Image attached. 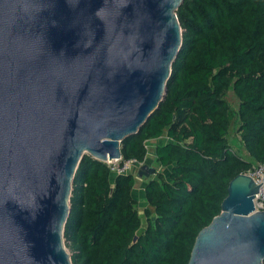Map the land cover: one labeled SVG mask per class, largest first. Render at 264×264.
<instances>
[{"label": "water", "instance_id": "water-1", "mask_svg": "<svg viewBox=\"0 0 264 264\" xmlns=\"http://www.w3.org/2000/svg\"><path fill=\"white\" fill-rule=\"evenodd\" d=\"M183 1L0 0V264H72L75 171L85 155L119 159L164 101ZM257 192L244 173L228 183L187 264H264Z\"/></svg>", "mask_w": 264, "mask_h": 264}, {"label": "trees", "instance_id": "trees-1", "mask_svg": "<svg viewBox=\"0 0 264 264\" xmlns=\"http://www.w3.org/2000/svg\"><path fill=\"white\" fill-rule=\"evenodd\" d=\"M176 16L182 44L165 99L120 144L124 158L142 162L148 140L167 139L154 157L168 177L159 172L144 187L154 217L147 213L142 230L128 198L135 178L112 182L102 162L83 156L63 232L72 264H187L197 234L221 212L228 183L264 164V0H184ZM230 88L249 159L228 142Z\"/></svg>", "mask_w": 264, "mask_h": 264}, {"label": "rangeland", "instance_id": "rangeland-1", "mask_svg": "<svg viewBox=\"0 0 264 264\" xmlns=\"http://www.w3.org/2000/svg\"><path fill=\"white\" fill-rule=\"evenodd\" d=\"M182 31V29H181ZM183 33V31H182ZM225 101L227 103L228 106V113H229V119H230V128H229V133H228V142L231 145L232 149L234 150L235 153H237L238 155H240L242 158L244 159H249V157L247 156V154L245 153L241 143L239 142V134L237 133V128L239 126L240 123V118L238 116V104H239V99L237 98L236 94L233 92V89L230 88L226 95H225ZM160 140V139H159ZM158 140H148L145 143V150H146V165H150L154 168L155 172L154 174H152L149 178H138L137 177V171L138 169L133 167L130 170L129 175L127 176H133L136 180V184L135 186L128 192V198H130V200L132 201V208L135 211L137 217L140 220V225H141V229L143 230L148 222V215L153 218L154 214L152 212V206L150 205V203L146 200L145 198V194H144V187L145 184L148 182L149 179H156L157 175L159 172H162L164 174V176L167 178L168 177V171L166 168H162L160 167L156 162H155V157H154V148L156 147V145ZM256 163L252 164L255 165ZM251 166V167H252ZM117 176L115 175H110V179L113 182L116 179ZM140 229V231H142ZM64 245L65 248L70 256V260L72 258L73 255V249L72 246H69L68 242L65 241L64 237ZM72 263V260H71Z\"/></svg>", "mask_w": 264, "mask_h": 264}, {"label": "built area", "instance_id": "built-area-1", "mask_svg": "<svg viewBox=\"0 0 264 264\" xmlns=\"http://www.w3.org/2000/svg\"><path fill=\"white\" fill-rule=\"evenodd\" d=\"M146 155V154H145ZM146 156L142 162L134 158H124L122 155L119 159L107 160L102 162L112 175L127 176L130 170L135 167L139 168L146 164ZM244 174L249 176L258 186V192L253 200L255 211H264V164H256L248 169Z\"/></svg>", "mask_w": 264, "mask_h": 264}, {"label": "crops", "instance_id": "crops-1", "mask_svg": "<svg viewBox=\"0 0 264 264\" xmlns=\"http://www.w3.org/2000/svg\"><path fill=\"white\" fill-rule=\"evenodd\" d=\"M166 140H167L166 138H162V139H160V140L158 139L157 143H158V144H161L162 142H165ZM154 141H155V140H154Z\"/></svg>", "mask_w": 264, "mask_h": 264}]
</instances>
